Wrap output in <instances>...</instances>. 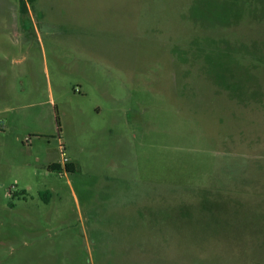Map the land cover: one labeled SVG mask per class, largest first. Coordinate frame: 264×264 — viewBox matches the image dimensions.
<instances>
[{"label":"rangeland","instance_id":"obj_1","mask_svg":"<svg viewBox=\"0 0 264 264\" xmlns=\"http://www.w3.org/2000/svg\"><path fill=\"white\" fill-rule=\"evenodd\" d=\"M23 2L0 264H264V0Z\"/></svg>","mask_w":264,"mask_h":264},{"label":"trees","instance_id":"obj_2","mask_svg":"<svg viewBox=\"0 0 264 264\" xmlns=\"http://www.w3.org/2000/svg\"><path fill=\"white\" fill-rule=\"evenodd\" d=\"M29 1L33 2L34 0H29ZM20 3H21V10H22V12H24L26 8H25V4H24L23 0H20ZM64 168L67 172L74 171V166L71 163L65 164ZM49 170L60 172L61 166L59 164L53 163L49 166Z\"/></svg>","mask_w":264,"mask_h":264},{"label":"built area","instance_id":"obj_3","mask_svg":"<svg viewBox=\"0 0 264 264\" xmlns=\"http://www.w3.org/2000/svg\"><path fill=\"white\" fill-rule=\"evenodd\" d=\"M61 155H64V147L62 146V150H61ZM64 161H66V159L64 158Z\"/></svg>","mask_w":264,"mask_h":264}]
</instances>
